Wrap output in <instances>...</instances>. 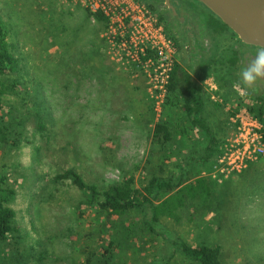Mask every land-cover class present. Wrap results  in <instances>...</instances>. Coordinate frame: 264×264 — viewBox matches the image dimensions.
Wrapping results in <instances>:
<instances>
[{
	"label": "rangeland",
	"instance_id": "rangeland-1",
	"mask_svg": "<svg viewBox=\"0 0 264 264\" xmlns=\"http://www.w3.org/2000/svg\"><path fill=\"white\" fill-rule=\"evenodd\" d=\"M85 9L73 0H0L6 43L18 61L16 70L0 77V172L15 190L8 204L25 248L16 258L0 246V264H80L87 251L108 239L95 204L68 179L54 178L64 169L73 168L99 190L130 174L142 186L160 166L163 174L177 175L184 162L204 152L205 138L190 125L179 92L168 101L167 91H153L140 65L108 42ZM163 27L174 61L175 44ZM198 35L209 44V35ZM230 35L214 36L219 66L203 71L200 82L219 154L234 130L233 117L247 109L236 110L238 100L264 92L257 85L245 93L230 82L232 66L224 58L233 56L232 39L241 41ZM162 117L174 133L168 156V147L152 137ZM215 160L200 165L201 174L217 181L212 209L192 218L184 214L179 223L161 218V227L174 232L162 242L147 239L137 218L126 220L122 247H115L111 261L196 264L171 248L177 235L192 245L219 244L224 264H264V158L220 180L211 174Z\"/></svg>",
	"mask_w": 264,
	"mask_h": 264
},
{
	"label": "trees",
	"instance_id": "trees-1",
	"mask_svg": "<svg viewBox=\"0 0 264 264\" xmlns=\"http://www.w3.org/2000/svg\"><path fill=\"white\" fill-rule=\"evenodd\" d=\"M85 10L87 15H92L100 23V28L106 27L107 17L102 12ZM219 21L227 27L222 20L219 19ZM145 53L152 55L153 51L147 50ZM145 55L142 56L143 59ZM229 60L233 63L237 58L233 55L229 57ZM17 65V58L6 43L5 28L0 14V77L16 70ZM166 91L168 101L171 100L172 94L179 92L181 106L190 125L197 128L205 138L203 154L184 162L179 167L177 175L163 174L162 165L159 168L160 172L153 173L142 186L137 185L134 175L130 174L107 185L102 190H99L93 183L86 182L73 168L64 169L54 175L57 180L68 179L85 193L86 200L94 203L96 211L101 214L103 231L108 230V239L87 251L80 264H114L111 259L115 247H122V229L127 228L126 220L130 222L137 218V222L139 221L138 223H142L147 228V231H144V227L141 229L148 236L147 239L162 242L167 238L165 233L174 232L161 227V218L179 223L186 216L192 218L193 215H199L202 211L214 207L213 200L216 196L213 189L217 181L201 174L200 165L210 160L214 161L220 152V147L218 138L205 116L202 86L173 62L168 73ZM3 92L4 90L0 89V109L4 106ZM237 106L236 110L246 107L260 120L264 128V97L255 96L248 101L239 99ZM37 128L44 129L40 116L37 119ZM152 137L161 147H168L167 156L173 153L171 146L174 142V133L168 119L162 117L154 123ZM261 158L264 156L259 157ZM255 161H249L243 170ZM5 181L6 175L0 172V246L2 249L8 247V250L18 258L24 254L25 248L21 244V231L15 221V211L8 204L14 198L15 190ZM190 208L192 212H188ZM119 218L124 220L116 224ZM170 241L171 248L180 251L196 264H224L221 259V246L217 243L192 245L177 235L172 236ZM145 264L152 263L146 262Z\"/></svg>",
	"mask_w": 264,
	"mask_h": 264
},
{
	"label": "built area",
	"instance_id": "built-area-1",
	"mask_svg": "<svg viewBox=\"0 0 264 264\" xmlns=\"http://www.w3.org/2000/svg\"><path fill=\"white\" fill-rule=\"evenodd\" d=\"M73 1L90 12H102L107 17L104 35L108 42L118 45L126 58L140 65L151 80L153 91H166L168 73L174 62L173 48L162 22L144 0ZM147 50L153 54L147 55ZM233 126L232 134L212 165L211 174L219 180L242 171L249 161L264 156V128L256 116L247 109L242 110L233 117Z\"/></svg>",
	"mask_w": 264,
	"mask_h": 264
},
{
	"label": "flooded vegetation",
	"instance_id": "flooded-vegetation-1",
	"mask_svg": "<svg viewBox=\"0 0 264 264\" xmlns=\"http://www.w3.org/2000/svg\"><path fill=\"white\" fill-rule=\"evenodd\" d=\"M144 1L151 7L172 36L176 50L174 64H178L194 81L200 83L203 71L213 65L219 66L213 45L214 36H221L230 32V36L234 37L235 32L230 27L222 25L219 21L220 18L200 0ZM198 27H201V31H198ZM197 33L209 35V44ZM238 41V38L232 39L231 45L228 46V50H232L233 55L236 56V62L232 63L229 57L224 59L232 66L230 82L239 86L243 92L249 93L252 90L242 85L239 73L248 61L244 62V59L248 57L252 59L261 46ZM258 86L264 91V81H259ZM251 93L255 96L264 97V92L252 91Z\"/></svg>",
	"mask_w": 264,
	"mask_h": 264
},
{
	"label": "water",
	"instance_id": "water-1",
	"mask_svg": "<svg viewBox=\"0 0 264 264\" xmlns=\"http://www.w3.org/2000/svg\"><path fill=\"white\" fill-rule=\"evenodd\" d=\"M241 41L264 47V0H200Z\"/></svg>",
	"mask_w": 264,
	"mask_h": 264
},
{
	"label": "clouds",
	"instance_id": "clouds-1",
	"mask_svg": "<svg viewBox=\"0 0 264 264\" xmlns=\"http://www.w3.org/2000/svg\"><path fill=\"white\" fill-rule=\"evenodd\" d=\"M239 76L240 82L247 89L255 90L258 82L264 81V47H259L255 56L245 63Z\"/></svg>",
	"mask_w": 264,
	"mask_h": 264
}]
</instances>
